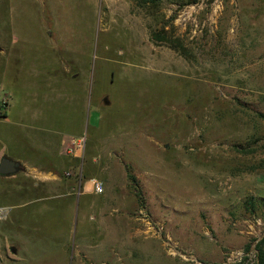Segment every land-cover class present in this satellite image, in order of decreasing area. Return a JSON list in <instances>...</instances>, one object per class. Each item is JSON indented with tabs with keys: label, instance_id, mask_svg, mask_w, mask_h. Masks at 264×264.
Instances as JSON below:
<instances>
[{
	"label": "rangeland",
	"instance_id": "obj_1",
	"mask_svg": "<svg viewBox=\"0 0 264 264\" xmlns=\"http://www.w3.org/2000/svg\"><path fill=\"white\" fill-rule=\"evenodd\" d=\"M0 46V154L28 110L41 140L87 136L84 180L110 187L88 200L66 151L50 187L0 176V264H259L264 0H0Z\"/></svg>",
	"mask_w": 264,
	"mask_h": 264
},
{
	"label": "crops",
	"instance_id": "obj_2",
	"mask_svg": "<svg viewBox=\"0 0 264 264\" xmlns=\"http://www.w3.org/2000/svg\"><path fill=\"white\" fill-rule=\"evenodd\" d=\"M63 76L65 75H69L70 77L77 79L79 77L78 73L73 74L72 73V69L68 70H64L63 72ZM52 82L54 80H51ZM54 83H47L46 87L49 91L48 93V98H50V96H52L53 98H55V100L59 101L60 103H62L63 105H68L70 108L74 107H81V112L80 115H82V121H86V116L84 115V110H83V105H85V98L82 97L78 91L76 92H72L67 91L66 88H60L57 89L55 87H53ZM28 110L26 112V115L24 118H22L21 124L19 125V129H20V134L18 137V140L15 143V146H12L15 150V158H12L15 161H18L20 163V166L22 165V170L20 172H18L16 175L13 176H3V197H11V196H7L6 194H9V187H8V183L11 182L14 178V180H17V185H18V193L24 194L25 192V186H32L34 188H38L39 185L42 183H45L47 185V187H50V185L55 184V181L57 180V176L61 173H56L55 172V167L57 165V163L62 159L63 156L65 154L66 151V147H67V143L69 142L70 138H75L80 136L83 133L80 134H74V135H68V136H62L61 134H55V133H49V135H47L46 139L47 141H45L44 139L41 140V129H40V125L38 124L39 121V116L38 113H32L31 115H27ZM8 115V114H7ZM97 115V113H96ZM97 117V116H96ZM9 116L7 118H3V119H8ZM103 127V125L101 126ZM95 131H99L98 128L94 129ZM59 135H61V137H59ZM57 136V137H56ZM55 138L58 139V141L56 142V146L55 147H50L51 145V141L52 139L55 140ZM0 141H2V139H0ZM56 141V140H55ZM103 141V140H102ZM98 142L100 144H103V142ZM7 141L3 140V153L0 154V161L3 157L6 156V150H7V145L6 144ZM87 150V149H86ZM86 156V153H85ZM11 158V157H10ZM82 161L81 165H80V173H73L72 176H74L73 178L76 180L78 177V181L80 184L79 189H82V184L80 183V178L83 179V185L85 186L84 190H91L92 191V184L91 181L92 180H98V178H85V158L84 160H80ZM125 175H123V177L126 179V173H124ZM71 175V174H70ZM79 175L81 176L79 178ZM122 175L118 176V181L120 182V184H122V179H123ZM16 178V179H15ZM29 181L32 180L30 184H23L22 182L24 181ZM100 181V180H98ZM22 190V191H21ZM110 190V187L107 184H104V192H108ZM87 194V198L90 201H97L99 199H101L102 194H96L93 191ZM120 191L123 193V197H127L128 196V186L127 184H123L120 187ZM34 199L32 201V203H38L39 201L42 200H46V199H51L54 198L53 196H46L43 193H39L36 196H34ZM26 203H23L21 205H25ZM89 204V203H87ZM126 208L128 207V205H123ZM128 213V212H127ZM140 230L135 231V233L137 234Z\"/></svg>",
	"mask_w": 264,
	"mask_h": 264
},
{
	"label": "built area",
	"instance_id": "obj_3",
	"mask_svg": "<svg viewBox=\"0 0 264 264\" xmlns=\"http://www.w3.org/2000/svg\"><path fill=\"white\" fill-rule=\"evenodd\" d=\"M7 103H8L7 100H4L3 106L6 107ZM87 145H88L87 136L72 138L70 144L66 148V154L67 156L73 157L74 159L84 160ZM80 177L81 176L79 175V178ZM80 183L82 184V187L85 188V186L83 185V179L81 178H80ZM91 184H92L91 188L94 193L102 194L104 192V186L100 181L92 180Z\"/></svg>",
	"mask_w": 264,
	"mask_h": 264
},
{
	"label": "water",
	"instance_id": "obj_4",
	"mask_svg": "<svg viewBox=\"0 0 264 264\" xmlns=\"http://www.w3.org/2000/svg\"><path fill=\"white\" fill-rule=\"evenodd\" d=\"M1 50V46H0ZM20 171V163L5 156L0 161V176H13Z\"/></svg>",
	"mask_w": 264,
	"mask_h": 264
},
{
	"label": "trees",
	"instance_id": "obj_5",
	"mask_svg": "<svg viewBox=\"0 0 264 264\" xmlns=\"http://www.w3.org/2000/svg\"><path fill=\"white\" fill-rule=\"evenodd\" d=\"M143 1L147 2V1H157V0H143ZM156 38H158V36L157 35H153V39L156 40ZM173 48H175V47H173ZM6 117H7L6 114H3V113L0 112V118H6ZM130 178L132 180H135L134 177L131 176V175H130ZM77 179H78V177H77ZM258 250L260 252V255H259L260 262H259V264H264V239L259 242Z\"/></svg>",
	"mask_w": 264,
	"mask_h": 264
}]
</instances>
